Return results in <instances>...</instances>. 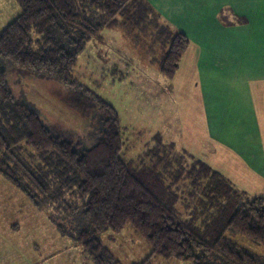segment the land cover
<instances>
[{
  "label": "trees",
  "instance_id": "obj_1",
  "mask_svg": "<svg viewBox=\"0 0 264 264\" xmlns=\"http://www.w3.org/2000/svg\"><path fill=\"white\" fill-rule=\"evenodd\" d=\"M15 1L21 13L0 31V60L67 87L66 105L87 120L98 114L101 130L85 148L76 134L46 127L30 107L16 101L0 68V174L6 181L36 205L47 197L61 199L64 189L74 188L81 204L68 206L80 222L73 238L93 264H120L100 235L120 233L128 225L151 248L139 264H150L156 255L192 264H264L235 241L239 237L264 248L263 197L250 196L174 144L155 142L151 153L137 156L138 163L126 159L118 111L72 76L87 43L99 40L104 29L124 28L136 0ZM153 27V43L161 44L159 72L172 81L189 39L166 25ZM161 146L167 154L161 155ZM23 148L41 163L26 162ZM150 155L155 160L147 164L142 156ZM184 180L188 192L179 191ZM186 200L188 208L193 204L188 219L176 208Z\"/></svg>",
  "mask_w": 264,
  "mask_h": 264
},
{
  "label": "rangeland",
  "instance_id": "obj_2",
  "mask_svg": "<svg viewBox=\"0 0 264 264\" xmlns=\"http://www.w3.org/2000/svg\"><path fill=\"white\" fill-rule=\"evenodd\" d=\"M219 4L194 0H136L132 16L124 28L102 30L101 38L90 40L78 57L72 76L118 111L124 127L126 159H136L138 163L141 158L137 156L146 151L151 153L156 147L155 142L174 144L181 149L177 99L171 81L165 79L158 69L161 44L153 43V33L156 32L153 24L157 23L158 28L160 25L173 27L174 22L180 28L191 30L199 11L203 15V9L207 14L208 10L215 12V6ZM249 5L250 14L260 16L259 3L253 1ZM20 13L21 8L15 0H0V31ZM203 18L210 22V18ZM0 68L7 72L16 101L30 107L46 127L76 134L78 144L85 148L96 142L101 130V117L94 114L87 120L67 106L64 102L69 92L67 87L48 77L21 72L3 60H0ZM247 71L244 68L238 72L253 74ZM239 97L234 98L237 106L243 99ZM160 148L161 155L167 154V148ZM154 156L142 157L149 164L150 160H155ZM22 158L33 165L41 163L27 148H23ZM178 185L181 192L190 189L188 180ZM50 189L53 192L55 185ZM74 190L64 189L63 198L50 202L47 197L43 200L45 204L38 202L36 205L0 174V264H93L73 238L80 222L75 220L68 206L76 204L80 207L81 204ZM262 190V185H255L249 195L258 197ZM186 203L188 201L176 206L184 219L189 218L193 207L192 204L188 208ZM100 240L120 264H139L151 252L148 243L129 225L120 233L108 231L100 235ZM235 241L264 261L263 247L239 237ZM150 264L192 263L156 255Z\"/></svg>",
  "mask_w": 264,
  "mask_h": 264
},
{
  "label": "crops",
  "instance_id": "obj_3",
  "mask_svg": "<svg viewBox=\"0 0 264 264\" xmlns=\"http://www.w3.org/2000/svg\"><path fill=\"white\" fill-rule=\"evenodd\" d=\"M194 1L220 4L199 11L191 30L168 26L190 43L171 81L181 149L248 194L262 185L264 198V0ZM253 1L260 16L250 14Z\"/></svg>",
  "mask_w": 264,
  "mask_h": 264
}]
</instances>
